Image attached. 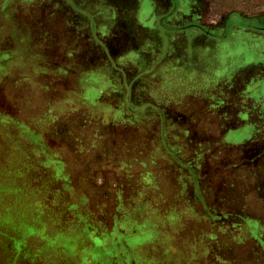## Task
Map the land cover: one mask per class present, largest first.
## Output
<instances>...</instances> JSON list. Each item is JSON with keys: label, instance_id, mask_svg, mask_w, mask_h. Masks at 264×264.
<instances>
[{"label": "rangeland", "instance_id": "rangeland-1", "mask_svg": "<svg viewBox=\"0 0 264 264\" xmlns=\"http://www.w3.org/2000/svg\"><path fill=\"white\" fill-rule=\"evenodd\" d=\"M117 1L116 4L125 3L124 8L127 10L138 7L137 0ZM66 2L69 6L74 5L73 0H66ZM101 2V0H93L91 4L83 3L81 6L79 4L82 21L79 22L76 19L75 23L72 22L73 19L63 14L65 10L61 5L59 7V2L34 0L28 5L23 2L18 3L17 8L21 11V16L16 20L17 25L24 28L25 25L30 26L32 21L35 51L46 57L50 63V69L63 78L60 83L62 85L61 95L58 92L61 85L57 81H43L42 77L35 76L33 88H28L29 92L30 90L33 92L34 115H39L46 110L50 113L44 120L46 122L40 121V125L43 123L44 126L48 119V124L51 126L50 133L46 132L47 125L43 131V137L51 139L49 143L51 154L49 177L54 174L53 170L56 169L52 161L59 156L57 153L59 149L58 137H65L67 138L65 140V155L69 161L68 172L74 174V170L77 171L80 167L82 176H84L78 186L74 183L73 185L76 187L70 186L71 195L74 193V198H79L82 201L83 208L80 215L82 214L83 218L89 221L88 215L90 214L92 228L97 230L99 236L102 235L107 239L103 240L102 237L97 236V238L88 233L81 239L77 237L70 242L68 240L64 242L65 233L68 234L71 227L67 225L65 232L59 233L57 226H45L46 232H49V243L45 242L44 238L43 248H40L39 244V256L19 258L18 262L22 264H109L113 259L105 255L112 252L110 245L118 247L125 245L131 250L140 251L139 256H147L151 251H154L152 259H145L151 260V264H157V260H167V264H169L170 259L157 258L161 254L175 256L174 264H189L187 263L189 257L186 256V246L189 244L191 248V245L197 243L191 240L193 236L207 233L220 236L225 240L227 245L226 264H235L233 252L229 250L231 246L232 249L247 251L254 244L264 246V205L262 204L264 202V162L258 161V169L255 170L253 164L248 161L249 157L259 156L264 151V143L260 142L261 139L264 142V130L258 132L261 144L257 148L243 146L237 153L241 157L239 171L237 168L236 171L232 169L235 164L232 150L225 154L226 164L218 161L214 155L210 161L195 162L196 171H191V164H187L185 159L183 161L178 155L170 153L168 145L163 143V146L157 149L158 139L167 138L168 141L171 139L168 131L157 128V122H154L148 130H145L144 127L129 130L123 123L114 121L115 115L112 114L111 120L105 118L110 121V125L96 128L95 124L97 125L96 122H98L96 117L101 119L105 117V114L100 112V106L98 113L94 111L93 107H89L88 99L84 95L89 91L90 86L89 82L84 81L86 78L84 73L86 68L90 69L92 65L103 69L107 60L103 56L91 63L84 56L79 58L76 55L75 57L70 47L75 45L74 42L83 43L84 47L82 48L86 50L85 52L94 54V52H98L96 47L100 48V46H94L91 42L115 43L118 38H121L118 35L103 34L100 30L97 33L96 30L100 29L99 22L89 12L100 13L101 10L103 11V8L99 11ZM144 2L140 12V23L144 26L145 32L146 28L149 29L148 38L153 40L157 37V58L154 59L144 50L138 49L141 40L128 34L121 41L126 40V42L129 41L128 43L135 44L128 54L129 64L117 62L111 66L117 72V68L122 66L126 71L125 65H128L129 69L140 71L146 77H150L146 82L140 76L132 78V81L129 82L131 91L140 87L146 94L149 83L152 88L154 85L153 89L157 87V91L171 90L173 92L175 90L177 93L171 95L167 100L172 102L177 97L181 98L180 104L173 109L184 111L187 91L192 89H209L210 92L215 91L216 93L218 90L226 91L233 87L229 85L234 80L227 84L224 81L225 78L230 79L237 76V79L242 83L243 77L255 71L252 63L258 62L260 55H251V53L256 48L253 46V50L250 51L249 47L241 45L239 48V45L240 41L245 42L250 39L248 38L251 37L250 32L264 34V0H157V7L151 5L149 1ZM101 6L103 7L102 4ZM102 16L107 18V15ZM60 23H64L67 29L71 27V31L74 27L73 24H81L85 29H82L81 34L67 33L66 47L63 48L57 32H51V38L48 41L43 38V29L48 24L50 29L54 30ZM239 29H243V31L234 34ZM152 30H156L157 33ZM91 31L92 34H90ZM96 36H98V40H95ZM233 40L234 42H230V44L226 42ZM219 41H225L227 46L224 49L226 54L222 56L224 64L217 60L221 59L219 53H214L212 57L208 56L210 52L206 44ZM258 41L264 42V39L259 38ZM104 43H102L103 47H105ZM169 43H174L176 48L166 50ZM189 43L196 46V56L191 63L188 59L192 56L193 50ZM217 43L214 50L212 49L213 52L220 47ZM7 46L9 45L7 44ZM111 52L113 51L111 50ZM175 52L176 54L173 55ZM237 52L244 54L245 58L233 60L232 55H236ZM174 57L179 59L178 62L172 60L175 67L174 64L170 67L166 66V63L170 65L169 61L157 70L154 68L156 61L159 62L161 58L173 59ZM213 59H216L215 62L211 61ZM98 72L101 71L98 70ZM121 73L123 72L121 71ZM79 74L83 77L82 82L77 81ZM155 75L157 81L153 80ZM196 79L202 81L198 86L195 84ZM204 81L212 83L209 84V86L212 85V88L205 86ZM114 84L105 80L98 82V88L95 89L96 92L90 99L95 100L107 88H123L122 82ZM236 85H239L238 82ZM205 98L210 97L205 95ZM212 100L215 98L209 99L210 104L214 102ZM210 104H206V107H210ZM74 119H76V125ZM77 121L81 123H77ZM99 126L101 125L99 124ZM60 127L66 128L63 131L59 129ZM178 132L185 134V130ZM30 133L31 143L34 146L38 145L42 140V131L35 122L32 124ZM135 138L137 139L134 143ZM195 138L202 139L201 130L196 132ZM74 139L78 140L75 144L82 153L76 149L79 159L75 161V166L73 164ZM236 139L244 141L246 137L242 135L241 138H236L231 135L229 142L240 143L236 142ZM129 142L132 143L131 146ZM197 151L200 156V145L197 147ZM40 157L36 151L33 153L34 162ZM47 158L46 155L43 163L45 161L46 167L48 164L50 167ZM18 167L20 169L30 167V165L28 161L21 159L18 162ZM222 167L226 168L224 175L226 184L222 185L220 197L213 190L217 182L221 187L223 179L218 178L217 175L222 172ZM205 171L207 174H213L214 177L208 176L206 181L200 182L201 174L203 176ZM237 174H240V177H237ZM88 176H96L97 184L91 183ZM235 179L236 184L240 185L238 188L242 190V193L237 192L236 195L231 186ZM50 180L54 181V178L51 177ZM71 195L66 194V209L61 211L65 222L69 219L70 205L73 203ZM86 196L91 198L89 202L86 200ZM234 208H237L240 213H233ZM56 214L57 210L51 208V218ZM21 217L24 220L31 218L29 216ZM9 220L8 216L4 221ZM251 222H255L256 225ZM60 230H63V227H60ZM38 231H28L27 235L38 238ZM140 234H146L147 237L144 239L133 237ZM34 241L35 243H28V245L33 243L36 245L37 240ZM0 246H2L1 242ZM197 248V246L193 247L190 252H196ZM78 250L84 251L78 255ZM27 251L30 249L27 248ZM116 252L121 253L120 251ZM2 253L0 247V255ZM75 253L79 257L78 261ZM140 260L143 259L140 258ZM252 261L248 255L246 257L243 255L238 259V264H264V258L261 261H256L257 263ZM12 262L13 260L9 256L0 257V264H11ZM215 262L223 264V261L218 257H215Z\"/></svg>", "mask_w": 264, "mask_h": 264}, {"label": "crops", "instance_id": "crops-1", "mask_svg": "<svg viewBox=\"0 0 264 264\" xmlns=\"http://www.w3.org/2000/svg\"><path fill=\"white\" fill-rule=\"evenodd\" d=\"M33 1L34 0H0V242L2 243L0 247L1 253L3 252L0 257L9 256L13 260L11 264H22L18 262L19 258L39 256V244L41 246L40 248H43L44 238L45 242L49 243L50 241L49 232H46L45 226H57L59 233L65 232V227L67 225L71 227L68 234L65 233L63 238L64 242L67 240L70 242L77 237L81 239L88 233L95 237L99 236L97 230L92 228L91 215H88L90 222L84 219L82 214L80 215V211L83 208L81 199L74 198V193L71 195L70 186L73 187V183L78 186L84 176H82V169L80 167L77 171L74 170V174L68 172L69 161L65 155V140L67 139L65 137H58L59 149L57 153H59V156L52 161L53 165L56 167V169L53 170L54 174L51 176L54 178V181H51V177H49V171L51 170L49 143L51 139L44 138L43 131L45 129L44 127L47 125L46 132L50 133L51 126L48 124V119L44 126L43 123L40 125V121L46 120L50 113L46 110L39 115H34V106L32 105L33 92L31 90L29 92L28 88H33L35 76L42 77L43 81H57L59 85H61L60 83L63 81V78L50 69V63L46 57H43L42 54L35 51L32 37L34 33L32 21L30 26L25 25L24 28L19 27L16 23L17 18L21 16V11L17 8L19 5L18 3L23 2L28 5L29 2L32 3ZM50 1L59 2V7L61 5L63 10H65L63 14L73 19V23H75L76 19H78L79 22L82 21L79 4L81 6L83 3H93V0H73L74 5L69 6L66 0ZM101 1L103 7L100 4L99 11L103 8V11L101 10L102 14L101 12H89L91 16L95 17V20L99 22L98 26L100 29L96 30L97 33L100 30L103 34L118 35L121 38H118L115 43H104L102 41H95L96 43L91 42L94 46H100V48L96 47L98 52H94V54L85 52L86 50L82 48L84 47L83 43L74 42L75 45L78 46L73 45L70 47L75 57L76 55L79 58L84 56L87 60H90L91 63L103 56L107 60L103 69H100L99 66L92 65L90 69L86 68V72L84 73L86 76L84 81L89 82L90 86L89 91L84 95V97L88 99L89 107H93L94 111L98 113V108L100 106V112L105 114V117L101 119L96 117L99 123L96 122L97 125L95 124V127H107L110 125V121L107 120H111L112 114L115 115L114 121L123 123L127 127L126 129L129 130H137L142 127L148 130L154 122H157V128L168 131L171 138L169 141L167 138L158 139L157 149L163 146V143L168 145L170 147V153L172 152V154L178 155L183 161L185 159L187 164H191V171H196L194 167L195 162L201 161L204 163L205 161H210L214 155H216L218 161L220 160L226 164L225 154L231 150L233 152V162H235L232 169L236 171L237 168L239 171L241 157L237 153L241 151V148L243 146L257 148L258 145L264 143L261 141L262 139L260 140L261 143H259L258 133L264 130V42L258 41L259 38L264 39V34L250 32L249 34L251 37L248 38L252 41H249L250 39L248 41L245 40V42L240 41L239 48L243 45L249 47L250 51H252V47L254 46L256 49L252 51L251 55H260L259 61L252 63L255 71L243 77L242 83L237 79V76H234L230 79H224L227 84H230L234 80V82L229 85L233 87L226 91L218 90L217 93L215 91L210 92L209 89H192L187 91L186 100H184L185 110H176L173 108H176L180 104L181 98L177 97L176 100L172 102L167 100L171 95L173 96V94L177 93L175 90L173 92H171V90L157 91V87L153 89L154 85L152 88L149 83L146 94L142 92L140 87H138L137 90L131 91L129 89V82L132 81V78L140 76L143 77V81L146 82L150 77H146L140 71L136 72L129 69L128 65H125L127 67V72L123 70V66L117 68V72L111 67L117 62L129 64L130 59L128 54L135 44L128 43L129 41L126 42V40L121 41V39L128 34L141 40L138 49L144 50L154 59L157 58V37L153 40L148 38L149 29L146 28L145 32L144 26L140 23V12L143 8V2L149 1L151 5L157 7V0H137L138 7L131 10L124 8L125 3L116 4L115 2H118L117 0ZM102 15H107V18ZM73 25L74 27H72L73 29L71 31V27L67 29L64 23H60L54 30H51L48 24L43 29V38L48 41L51 38L50 33L57 32L60 43L63 45V48H65L67 33L81 34V32H83L82 29H85L81 24ZM156 30L152 31L157 33ZM239 31H243V29L235 31L234 34ZM90 34H92V31ZM93 34L96 33L93 32ZM94 38L98 40V36ZM234 40L226 42L230 44V42L233 43ZM102 43H104L105 47H103ZM216 43L211 42V44H206L210 52L208 56L212 57L214 53H219L221 59L217 60L224 64L222 56L226 54L224 50L227 47L225 45L226 43L225 41H219L217 44H219L220 47L217 51L213 52ZM7 44L9 46H7ZM169 44L166 50L169 51L172 48H176L174 43ZM189 44L193 50L192 56L188 59L189 63H191L196 56V46H194L193 43ZM201 44L204 45L205 43ZM111 50L113 52H111ZM175 54L176 52L173 55ZM232 57L233 60H242L245 58V55L237 52L236 55L233 54ZM167 59L169 60L166 61ZM172 60L178 62L177 60L179 59L176 57L173 59L161 58L159 62L156 61L154 68L157 70V68L169 61L170 65H168V63L165 65L170 67L174 64L173 66L175 67V63H173ZM215 60L216 59H213L211 61L215 62ZM98 70L101 72H98ZM121 71L123 73H121ZM77 78V81L82 82L83 77L81 74H79ZM102 80L112 84L115 82H122L123 88H107L102 91V94L95 100L90 99L96 92L95 89L98 88L97 83ZM153 80L157 81L156 75ZM201 82L197 79L195 80L197 86ZM237 82L239 85H236ZM203 84L208 86V88H212V85L209 86V84L212 83L204 81ZM61 89L62 85L58 90L59 95H61ZM205 95H209L210 98H215V100H212L214 102L210 104V98H205ZM230 98L232 99L230 100ZM206 104H210L211 106L206 107ZM40 110L42 109L40 108ZM74 120V124L76 125V119ZM114 121L113 123H115ZM34 122L42 131V140L35 146L31 143L30 133ZM77 123L81 122L77 121ZM99 124L101 126H99ZM65 128L66 127L62 129L60 127L59 129L64 131ZM183 130H185V134L178 132ZM199 130L202 131L201 140L195 138L196 132ZM174 131H176L175 134H173ZM37 133L39 132L37 131ZM231 135L236 138H241L242 135H244L246 139L244 141H237L236 139V142H240L238 144L230 143L229 137ZM136 139L137 138L134 139V143ZM76 141L78 140L74 139V166L75 161L79 159L77 150L81 153L79 148H77L78 146L76 147ZM129 145L131 146L132 143L129 142ZM199 145L201 146L200 156L197 151ZM35 151L41 156L36 159V162H34L35 160L33 158V153ZM157 152L159 153L160 151L157 150ZM159 154H161V152ZM46 155L50 167H48L49 164L46 167L45 161L43 163ZM237 155L238 157L236 158ZM21 159L28 161L30 167L19 169L18 162ZM248 161L253 164V168L257 170V162H264V151L261 152L259 156L254 155L249 157ZM222 168V172L217 175L218 178L223 179L221 187L218 185L219 182H217L213 190V192L219 196L222 193V185L226 184L224 176L226 168ZM208 176L214 177L211 173L207 174L206 171L203 172L200 182L206 181L209 178ZM88 177H90L89 181L91 183L97 184L95 182L96 176ZM237 177H240V174H237ZM231 186L234 189L233 192L235 195L237 192L242 193V190L239 189L240 185L236 184V179ZM55 187H57V189H55ZM67 193L73 196V203L70 205L69 219L65 222V218L61 211L66 209L65 202ZM86 200L89 202L91 198L86 196ZM262 204L264 205V202H262ZM51 208L57 210V214L53 218L50 216ZM233 210L232 212L235 214L240 213L237 208ZM39 215L41 217H38ZM8 216L10 220L4 221ZM21 216H29L31 218L24 220ZM251 224L256 225L255 222H251ZM60 227H63V230H60ZM82 227L84 228L82 229ZM36 230H39L38 238L30 235L29 237L27 235L28 231L36 232ZM99 237H102V235ZM133 237L144 239L147 236L146 234H140ZM102 238L103 240H107L106 237ZM34 240H37L36 245L34 244ZM191 240L197 243L193 246L191 245V248L189 244L186 246V256L189 257L187 263L216 264L215 257H218L223 261V264H226L227 245L223 238L203 233L199 236H193ZM32 242H34L32 245H28V243ZM90 244L91 242L89 241V245ZM110 246L112 252L109 255H105L113 259L109 264H151V260L145 259H152V257H154V251H151L147 256H139L138 254L140 251L131 250L125 245L120 247L116 245ZM195 246L198 247L197 251L194 253L190 252ZM251 247L253 249L251 248L247 251L237 248L232 249L231 246L229 250L233 252L232 256L235 258L234 263L238 264V259L243 257V255L245 257L248 255V258L255 263L263 260L264 246L254 244ZM27 248H29L30 251H27ZM83 251L84 250H78L77 254L79 255L83 253ZM116 251H120L121 253L118 254ZM77 254L75 253V257L78 261L79 257ZM90 254L92 255L93 253ZM182 254L185 255V253ZM140 258L143 260H140ZM157 258H168L170 259L169 264H174L175 260V256L173 255L163 256L161 254L159 257L157 256ZM157 264H167V260H157Z\"/></svg>", "mask_w": 264, "mask_h": 264}]
</instances>
